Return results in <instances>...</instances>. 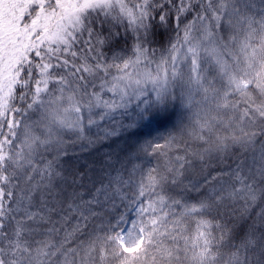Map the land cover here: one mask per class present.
I'll use <instances>...</instances> for the list:
<instances>
[{
  "label": "snow or ice",
  "instance_id": "1",
  "mask_svg": "<svg viewBox=\"0 0 264 264\" xmlns=\"http://www.w3.org/2000/svg\"><path fill=\"white\" fill-rule=\"evenodd\" d=\"M0 264H264V0H0Z\"/></svg>",
  "mask_w": 264,
  "mask_h": 264
}]
</instances>
